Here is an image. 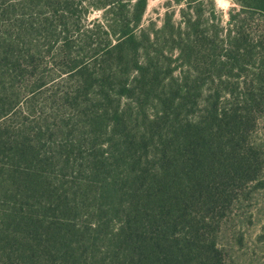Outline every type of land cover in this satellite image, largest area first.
<instances>
[{
  "label": "trees",
  "instance_id": "obj_1",
  "mask_svg": "<svg viewBox=\"0 0 264 264\" xmlns=\"http://www.w3.org/2000/svg\"><path fill=\"white\" fill-rule=\"evenodd\" d=\"M231 1L156 30L147 0H0V264H227L264 185V0Z\"/></svg>",
  "mask_w": 264,
  "mask_h": 264
},
{
  "label": "rangeland",
  "instance_id": "obj_2",
  "mask_svg": "<svg viewBox=\"0 0 264 264\" xmlns=\"http://www.w3.org/2000/svg\"><path fill=\"white\" fill-rule=\"evenodd\" d=\"M212 1L218 24L222 29H226L229 12L236 6L231 0ZM182 7L183 4L177 5L174 0H147L143 26L153 25V29H160L166 13H172V22L178 23L179 10ZM207 11V6H204L205 16ZM93 18L94 15L90 17ZM256 140L257 143L264 144L262 124L257 127ZM262 179L264 180V177ZM248 190V196L240 204L231 207V213L224 223L221 243L227 252V264H264V250L256 241L264 226V185L252 184Z\"/></svg>",
  "mask_w": 264,
  "mask_h": 264
}]
</instances>
